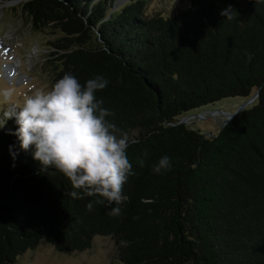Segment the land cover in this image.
<instances>
[{"label": "trees", "instance_id": "trees-1", "mask_svg": "<svg viewBox=\"0 0 264 264\" xmlns=\"http://www.w3.org/2000/svg\"><path fill=\"white\" fill-rule=\"evenodd\" d=\"M146 0H28L52 43L55 82L71 73L129 139L134 175L120 204L73 199L58 170L41 171L0 125V264L42 243L84 252L109 238L121 264H264V0H192L178 17L149 16ZM232 6L231 20L221 15ZM256 101L207 138L179 118L229 98ZM15 158H14V155ZM167 155L171 167L153 166ZM143 160V167L139 161ZM121 214H110L113 207Z\"/></svg>", "mask_w": 264, "mask_h": 264}, {"label": "clouds", "instance_id": "clouds-1", "mask_svg": "<svg viewBox=\"0 0 264 264\" xmlns=\"http://www.w3.org/2000/svg\"><path fill=\"white\" fill-rule=\"evenodd\" d=\"M233 10L229 5L221 15L231 20ZM108 83L97 76L82 85L67 73L50 91H36L25 97L22 105L12 103L14 87L0 88V97L10 104L0 124L4 126L6 120L15 117L19 127L14 135L22 150L28 152L34 146L33 158L41 171L54 168L62 173L74 189L69 193L73 199L102 198L89 202V210L105 200L120 205L126 199L123 187L135 174L127 156V135L118 138L114 134L118 129L105 119L113 114L101 107L103 100L96 99V93ZM139 164L143 167V160ZM170 167V158L165 155L153 171L159 174ZM110 214L119 216L121 208L113 207Z\"/></svg>", "mask_w": 264, "mask_h": 264}, {"label": "rangeland", "instance_id": "rangeland-1", "mask_svg": "<svg viewBox=\"0 0 264 264\" xmlns=\"http://www.w3.org/2000/svg\"><path fill=\"white\" fill-rule=\"evenodd\" d=\"M28 0H0V88L14 87L12 103L22 105L27 96L36 91H50L55 82L56 56L53 41L60 34L50 28L36 29L22 12ZM130 0H116V6ZM145 12L149 16L178 17L186 11L192 0H146ZM229 98L190 112L184 119L186 125L207 138L216 136L228 122V117L246 102ZM253 104V103H252ZM250 104L248 107H250ZM10 107L0 97V120ZM187 118V119H186ZM6 127L16 125V119L6 120ZM2 126V124H0ZM15 264H121L117 246L109 238L96 237L92 247L84 252L59 253L42 242L36 250L21 256Z\"/></svg>", "mask_w": 264, "mask_h": 264}, {"label": "water", "instance_id": "water-1", "mask_svg": "<svg viewBox=\"0 0 264 264\" xmlns=\"http://www.w3.org/2000/svg\"><path fill=\"white\" fill-rule=\"evenodd\" d=\"M259 97V92H256L253 97H251L249 100H247L239 109L236 113L230 115L228 117V121H231L239 112L244 111L245 109L248 108V106L256 101V99ZM187 119V118H186ZM179 124H186L184 119L179 121ZM225 126V125H224ZM223 128V127H222ZM221 128V129H222Z\"/></svg>", "mask_w": 264, "mask_h": 264}]
</instances>
